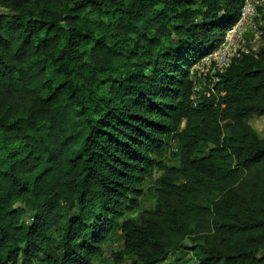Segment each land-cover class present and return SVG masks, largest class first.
I'll return each instance as SVG.
<instances>
[{
  "label": "trees",
  "instance_id": "1",
  "mask_svg": "<svg viewBox=\"0 0 264 264\" xmlns=\"http://www.w3.org/2000/svg\"><path fill=\"white\" fill-rule=\"evenodd\" d=\"M243 1L0 0V264H92L114 230L129 264H264V34L222 95L190 75Z\"/></svg>",
  "mask_w": 264,
  "mask_h": 264
},
{
  "label": "built area",
  "instance_id": "2",
  "mask_svg": "<svg viewBox=\"0 0 264 264\" xmlns=\"http://www.w3.org/2000/svg\"><path fill=\"white\" fill-rule=\"evenodd\" d=\"M263 27L264 0H244L238 17L225 29L222 39L191 67L194 104L200 94L207 97L212 94H223V90L218 92L215 87L220 81V74L224 73L235 58L257 52L258 49L246 46V40L256 44L262 43Z\"/></svg>",
  "mask_w": 264,
  "mask_h": 264
},
{
  "label": "rangeland",
  "instance_id": "3",
  "mask_svg": "<svg viewBox=\"0 0 264 264\" xmlns=\"http://www.w3.org/2000/svg\"><path fill=\"white\" fill-rule=\"evenodd\" d=\"M264 28V27H263ZM261 43L256 44L246 40V46L258 49ZM191 70V69H190ZM250 124L256 129L258 134L264 137V116H253L250 119ZM183 126V125H182ZM165 161L168 165H178V159L167 156ZM157 174V171H155ZM152 181L147 179L141 193L135 199L129 202L130 207L124 210V216L138 219L140 212L149 208L154 203V192L151 187ZM25 220H29L26 216ZM192 242L190 238L184 240V244L190 245ZM123 249V236L119 230L111 231L107 234L105 240L101 245V250L92 258V264H129L132 258L128 255L119 256L118 252ZM20 264V263H19ZM163 264H196V260L189 250H176L172 251Z\"/></svg>",
  "mask_w": 264,
  "mask_h": 264
}]
</instances>
